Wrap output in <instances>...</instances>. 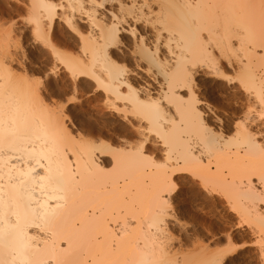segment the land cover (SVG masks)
Listing matches in <instances>:
<instances>
[{"label":"snow or ice","instance_id":"6c2138e0","mask_svg":"<svg viewBox=\"0 0 264 264\" xmlns=\"http://www.w3.org/2000/svg\"><path fill=\"white\" fill-rule=\"evenodd\" d=\"M11 7L0 264H264V0Z\"/></svg>","mask_w":264,"mask_h":264},{"label":"rangeland","instance_id":"374dc122","mask_svg":"<svg viewBox=\"0 0 264 264\" xmlns=\"http://www.w3.org/2000/svg\"><path fill=\"white\" fill-rule=\"evenodd\" d=\"M11 4H12V0H3V2L0 3V12L7 11L10 13L11 11H13Z\"/></svg>","mask_w":264,"mask_h":264}]
</instances>
